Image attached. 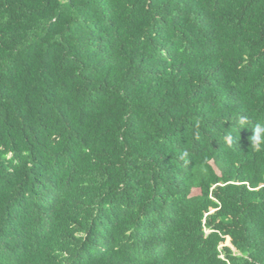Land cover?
Listing matches in <instances>:
<instances>
[{"label":"trees","instance_id":"obj_1","mask_svg":"<svg viewBox=\"0 0 264 264\" xmlns=\"http://www.w3.org/2000/svg\"><path fill=\"white\" fill-rule=\"evenodd\" d=\"M257 122L264 0H0V264H264Z\"/></svg>","mask_w":264,"mask_h":264},{"label":"clouds","instance_id":"obj_2","mask_svg":"<svg viewBox=\"0 0 264 264\" xmlns=\"http://www.w3.org/2000/svg\"><path fill=\"white\" fill-rule=\"evenodd\" d=\"M238 124L240 127L245 128L248 125L247 117L241 116L239 118ZM252 129V136L250 138V143L254 151H262L264 150V122H257ZM225 142L227 145L232 146L237 141L235 140L234 136L229 132L225 135ZM188 153L184 152L181 154V159L187 157ZM185 163L187 161L185 160Z\"/></svg>","mask_w":264,"mask_h":264},{"label":"rangeland","instance_id":"obj_3","mask_svg":"<svg viewBox=\"0 0 264 264\" xmlns=\"http://www.w3.org/2000/svg\"><path fill=\"white\" fill-rule=\"evenodd\" d=\"M198 191H194V194L197 193ZM225 245H229V240L227 239L225 242Z\"/></svg>","mask_w":264,"mask_h":264}]
</instances>
